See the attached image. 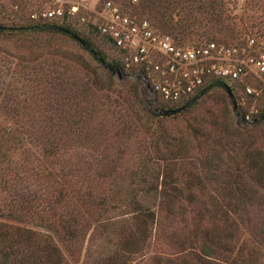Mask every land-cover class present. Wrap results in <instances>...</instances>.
Masks as SVG:
<instances>
[{
	"label": "trees",
	"instance_id": "trees-1",
	"mask_svg": "<svg viewBox=\"0 0 264 264\" xmlns=\"http://www.w3.org/2000/svg\"><path fill=\"white\" fill-rule=\"evenodd\" d=\"M40 1L0 0V37L9 40L23 35V40L32 42L61 33L97 64L91 72L93 89L127 86L124 93L118 92L124 109L117 111L111 122L114 130L106 136L99 138L93 129L85 131L89 125L93 128V120L87 122L84 131L69 134L63 128L77 122L73 117L66 121L63 101L60 105L56 100V106L46 104L43 113L36 115L27 103L31 88L3 85L0 264H261L258 232L241 210L251 203L259 188H264V150L254 143L264 116L250 122L237 117L223 80H214L200 95L180 105H144L136 84H116L122 80L116 70L124 71L114 57L108 61V56L95 50L89 40L79 38L62 24L66 20L41 17V11L34 8ZM226 2L229 0L201 4L197 0L195 7L190 6L183 15L210 11L215 15L209 20L213 23L190 19L172 22L171 18L172 32L183 36L195 25L200 28L207 24L218 31L232 29L235 23L230 20L235 16L229 18ZM139 6H153L160 18H169L166 0H141ZM243 8L247 15L245 20L240 17L242 33L264 42V0H245ZM19 14H28L33 23L3 22ZM33 14L39 16L33 18ZM80 24L99 34L90 22ZM59 51L61 57L67 56L62 47ZM214 87L225 93L221 107L214 102L220 114L210 110L204 117L193 115L187 120L185 132L169 128L173 116L187 115ZM66 96L65 90L57 94L60 101ZM176 108L179 111L160 113ZM78 110L76 106L75 113ZM99 125L102 127V122H97L96 128ZM242 137L247 140L241 141ZM127 155L134 164L129 168L118 163ZM202 160L209 165L207 182L196 180L197 173L192 170ZM184 161L190 171L181 183L178 166ZM221 170L228 180L218 185L224 184L221 189L226 197H197L195 192L206 191L208 183H218ZM184 192L187 195L182 197ZM115 224L121 225L111 234ZM172 224L183 230L177 242L178 253L162 255L149 250L157 238L177 237L174 235L180 230ZM244 231L248 237H243Z\"/></svg>",
	"mask_w": 264,
	"mask_h": 264
},
{
	"label": "rangeland",
	"instance_id": "rangeland-1",
	"mask_svg": "<svg viewBox=\"0 0 264 264\" xmlns=\"http://www.w3.org/2000/svg\"><path fill=\"white\" fill-rule=\"evenodd\" d=\"M113 1H115L123 11L147 18L159 33L168 35L183 45H192L210 40L222 43H235L243 42L248 38L253 37L257 41L259 47L264 49V42L261 39L242 33V21L240 22V17L245 20L247 15V11L243 8L245 0H229V2H226V8L229 9V18L235 16L230 22L234 21L235 24L232 29L231 27H227L221 31H218V28L216 27L208 28V25L213 23L209 20L215 17L210 11H198L197 14L193 13L189 16L183 15V12L186 13L189 11L190 6L195 7L197 0H166V3H168L166 13L169 18H160L153 6L142 8L139 6L141 0H137L136 2H133L132 0ZM199 1L201 4H207L210 0ZM52 5L53 0H42L38 2L34 8L43 11L45 8ZM185 8L187 10H185ZM19 16L20 17L13 20H3V22H6L8 25H29L33 23V21L28 18V14H19ZM91 16L92 17H88L89 21L93 20L96 17V14H91ZM171 18H173L172 22L190 19L196 20V22L208 21L210 23L203 25V27L200 28L195 25L193 29L191 28V33L177 36L172 32L171 26L173 23L171 22ZM64 22L67 23L62 24H67L71 30L79 36V38L89 40L95 50L99 51L102 55L108 56V61L114 56L113 49L109 45H106L101 36L95 31L85 25H81L76 19ZM225 22H227V19ZM60 47H62L63 51L68 52L66 53L67 56L65 55L64 57H61L59 53ZM33 51L35 53H33ZM28 52H30V56L28 55ZM95 67H97V64L90 59L87 52L79 48L76 42L65 40V36L63 37L59 32H54L53 37L47 38L42 36V38H38L32 42L23 40V35L11 37L9 40L0 37V92L4 84H20V88H27L28 90L31 88L30 90L32 93L29 94L27 103L32 107V112L36 115L43 113L46 104L56 106V100L59 101L60 105L63 101L62 107L65 111L66 121H70V117H73L77 122L75 125L68 126L67 124V127L63 128L64 132L69 134H77V130L84 131L88 126L87 122L93 120V128L89 125L85 131L89 132L93 129L99 138L106 136V134L111 131L113 132L114 130V127L112 126L114 124L112 123L111 125V122L114 117L118 115L117 111L119 110V112H121L122 109H124L122 95H118V92L121 94L124 93L127 86H118L114 88V90L93 89L91 84L94 83L92 81L91 72ZM122 74V80L118 81L116 84H136L138 87L139 100L142 101L144 105L146 104L151 107H157L158 104H166L161 102L157 95L153 96L146 85L143 76H145L148 82H150L148 76L150 74L149 70L138 65L132 67L129 71L122 72ZM61 90L67 91V96L64 100L60 101L57 94H60ZM24 97L25 96L22 95V99H24ZM215 101L220 107L221 104L226 101L223 89L214 87L207 94L200 97L197 100V103L190 109V112L188 113L189 115L181 114L173 116V119L168 121L169 128L173 131L185 132L187 120L193 115L204 117V115L210 110L214 111L216 115L220 114V111H218L219 109L214 105ZM169 105L180 104L171 103ZM76 106L79 108L77 113H75ZM78 113H81L80 117H78ZM97 122H102V127L99 125L96 128L95 124ZM240 140L245 142L247 139L246 137H242ZM254 143L255 146L264 150V125L258 130ZM113 146L115 147V145ZM192 154L195 155L196 152H193ZM200 156H202V151ZM128 160L129 156L127 155L118 161V163L129 168V166L134 164ZM224 162L229 165L225 160ZM194 166L197 168L191 169L197 173L196 180L200 181L201 179L203 182H207L208 176L206 172L209 170L208 163L203 160L200 162L197 161ZM178 167L180 168V173H182L180 182H185L188 178L190 166L184 161ZM226 176L227 175H225L223 171H219L218 183H208V188L205 189L206 191H197L195 192V195L197 197H208L209 195H212L220 199L225 198V190L221 189V186L224 184H218L219 181L228 180ZM124 185L125 184H121V186ZM186 195V192L182 193V197H185ZM241 212L249 218V222L253 225L256 232H258L257 237L260 263L264 264V188H259L258 191L252 195L251 203L247 205L245 209H242ZM119 225L121 224H115L110 228L112 231L111 234H113L114 231H118ZM172 225L174 226V229L180 230L178 231V234L174 235L177 237L179 236V238H171V236L157 238L152 242L149 250L161 253L162 255H173L178 253L179 249L177 242L182 238L183 230H181L179 226L175 228L176 225ZM245 231L249 233L248 229H245ZM245 231L242 232L244 233L243 237H248ZM240 236L242 237V235Z\"/></svg>",
	"mask_w": 264,
	"mask_h": 264
},
{
	"label": "built area",
	"instance_id": "built-area-1",
	"mask_svg": "<svg viewBox=\"0 0 264 264\" xmlns=\"http://www.w3.org/2000/svg\"><path fill=\"white\" fill-rule=\"evenodd\" d=\"M91 14L96 17L89 21ZM40 16L90 22L124 72L138 65L149 70L150 82L143 79L163 103L183 104L214 80H223L234 95L237 117L250 122L264 116V49L253 37L240 43L178 44L147 18L123 11L113 0H53Z\"/></svg>",
	"mask_w": 264,
	"mask_h": 264
},
{
	"label": "water",
	"instance_id": "water-1",
	"mask_svg": "<svg viewBox=\"0 0 264 264\" xmlns=\"http://www.w3.org/2000/svg\"><path fill=\"white\" fill-rule=\"evenodd\" d=\"M116 74H117V77L118 78H121L122 77V72H120L119 70H116ZM227 94L229 95L230 97V100L232 102V110L233 112H235L236 110V102H235V99H234V95L231 91V89L229 87H227ZM179 111V108H176V109H163L160 111V113L162 114H170V113H173V112H177Z\"/></svg>",
	"mask_w": 264,
	"mask_h": 264
}]
</instances>
